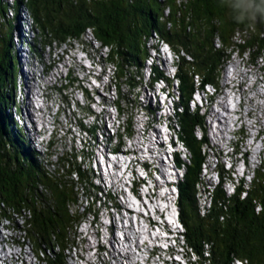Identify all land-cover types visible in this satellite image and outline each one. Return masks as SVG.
<instances>
[{"label": "trees", "instance_id": "obj_1", "mask_svg": "<svg viewBox=\"0 0 264 264\" xmlns=\"http://www.w3.org/2000/svg\"><path fill=\"white\" fill-rule=\"evenodd\" d=\"M11 2L9 5L0 0V224L7 220L13 225L18 216L23 219L21 230L32 239L40 255L49 249L64 252L90 206L94 207L89 202L93 188L96 195L90 178L76 163L77 156L66 152L55 168L49 161L43 165L12 120L11 112L7 114L13 106L18 70L12 33L18 28L14 29V24L20 9H25L40 35L37 38L48 37L47 44L53 40L58 44L82 42L83 37L91 35L101 47L109 48L108 60L117 73H128L122 75L125 83L136 85V77L141 78L150 41H162L170 47L176 60L178 99L184 108L177 114V135L187 154L185 160L177 158V163L185 172L179 186L185 244L200 264H231L236 259L264 264V155L259 164L249 165L250 181L239 179L230 195L223 184L234 178L222 166L218 168L219 185L209 192V206L200 215L195 195L199 184L203 185L200 172L206 162L205 120L198 111L189 112L196 90L206 85L218 88L225 65L235 54L241 59L246 55L250 65L264 57V15L252 18L250 0ZM9 11L12 18L7 16ZM32 48L38 55L35 45H30ZM154 74L156 78L162 76L158 70ZM6 84L12 86L9 91H4ZM130 129L128 134L132 135ZM199 130L203 139L198 138ZM77 184L84 195L77 191ZM84 203L89 205L81 212ZM45 259L40 258L45 264L64 263L48 256Z\"/></svg>", "mask_w": 264, "mask_h": 264}, {"label": "rangeland", "instance_id": "obj_2", "mask_svg": "<svg viewBox=\"0 0 264 264\" xmlns=\"http://www.w3.org/2000/svg\"><path fill=\"white\" fill-rule=\"evenodd\" d=\"M4 1H7L9 5L12 4V0ZM23 11L27 12L25 9ZM7 16L12 18L13 15L9 11L7 12ZM22 17L25 18L24 16ZM26 20L29 22V24H31V20L27 18V15ZM19 24V22H15V28ZM28 27L32 28L28 35L29 39L30 41L35 39L33 45H35L36 50H39L37 59L38 62L41 61L42 63H34L33 66L28 68V66H25L27 64V59L18 66L17 77H20L19 74L22 72V70L25 72L29 71L30 74L35 71L37 74V77L35 76L36 79L38 77L41 79V76H43V80L39 85L40 89L45 90L47 88L45 93H47V95L49 94L46 97L39 98L36 95L37 86L34 84L35 87L32 88L31 94L29 93L28 97L26 96L27 102L29 103V112H31L32 115L33 112L35 115L39 114L36 111L37 109L33 108L32 105L34 104L36 107L40 106L44 110L43 113L41 112L42 118L37 121L40 123L43 132L42 134H37V141L38 139L43 141L44 146H46L47 143L49 145V141H52V144L49 147L42 148V152L44 151L45 153H48V156L45 157L46 160H44L45 162L43 165H46V161H49L55 168L56 165L54 164L59 162V158L66 156V152L77 156L78 158L76 163L85 170V174L88 178H90L91 184L95 187V189L97 186L96 184H98L100 182L99 179H101L103 192L100 195V193H98L96 190L95 195L93 194L95 192L94 188L90 192L92 193L91 197H97L98 201L96 204H94V207L90 206V212H88L83 220V223L76 229L75 233L69 239L71 246L67 248L75 246L74 248L70 249L71 258L68 257L67 250L61 252L55 249H49L40 255V251L35 248L34 242L31 238L26 236L27 239H24L23 242L21 238L14 237V235L13 238H17L19 240L18 242L21 244V247H15V252L19 255L18 252L20 251L21 255L19 256L20 258L18 262L14 261V263H12L13 261H11V257L14 255V251L11 250L13 248L10 249V247H7V256L11 264H24V260L25 264H45L40 260V258L45 259V255H48L51 260L54 258H57L56 261L62 259L64 261L63 264H89L87 263L88 259H90L91 262L95 264H104V260H109L110 264H114L115 261L110 260L111 256L109 255V252L114 253V255H118L116 252L118 245H116V242L113 243V241H111V247H107L110 241L107 238H110L112 233L116 238H118V235L120 234V222L118 218H122L124 224L127 225L129 221V214L127 212H117L114 208L109 207V205L112 203L107 198V195H109L108 191L110 189L111 183L117 180L116 175H121L124 172L122 171L119 173L120 171H114V164L119 165L121 162H123L122 159L126 158L128 162L126 169H129L128 167L130 165L131 156L128 155L127 151L125 150H129L131 148L132 150L139 149L141 150V153L144 151L143 157H141L140 160H144L145 156L147 157L146 159H148L146 160L147 168L145 170L151 176L146 179L149 185L154 186V182H159L160 184L163 180L173 181L174 176H169L168 172L177 174L179 179L176 185L177 196H174L175 198L169 195V188L158 191L160 193L159 198H163L162 204H166L172 208L173 204L175 203L173 210L176 212V214L178 213V205L176 201H180L179 198L181 197V192L179 190V186L182 187L180 184L183 183L185 172L182 168H179L178 171L166 169L162 171L163 175H160V172H157L154 168V165L149 158V154L147 153L148 148L150 149L152 145L149 141L146 142V138L149 135L151 140H154L157 143H161L165 146L167 150H159L158 154L159 160H161L163 163H165L167 159L169 160L171 158V155H167V152L171 147L170 145L175 144V147H178L176 143V131L178 130L177 114H180L182 111H184V108L178 99L179 95L176 88L177 85L176 83H170L169 86H166L165 84L160 83L153 85L152 88H149L147 80L150 69L148 64H151L157 55L160 56L161 62L169 63L168 61L170 59V53L167 46H164L166 43L162 41L156 42V40H153L152 42L150 41L151 43L147 44V48L150 46V44H154L156 50L148 51L149 58L144 61V64L140 70L142 76L140 79L138 76L136 77L137 83L135 85V83L132 82L125 83L124 77L122 75H128V73H117L115 65L112 64L113 62L111 63V60H108V58L111 56V52L109 53L110 49L101 47L92 39L91 35H86L83 37L82 42L58 44L53 40L51 44H47L46 40L49 39L48 37L44 38L45 40L37 38V36H40L38 31L35 30L33 26ZM16 32H14V34ZM12 39V42L15 44L14 38ZM18 46L20 49H26L24 45ZM14 50L15 48L13 49V53ZM27 54L28 56L31 55L28 51ZM15 57L17 58L16 52ZM74 61H77L79 64L78 67L75 66ZM247 61L249 60H247L246 55L243 59H239L234 55L228 70L223 75V78L226 77L227 86L229 83L234 81V88L236 90L234 91L238 96V105L236 108L240 110V113L231 117L233 120H236V118L239 119L237 120L236 124L234 123L235 125L233 127L235 138H233L232 135L229 137L227 132H219V130H232L229 125L231 123L224 127L222 123L220 124V121L219 124H217L212 115L209 113L205 114L206 123L203 132L206 134L208 133L206 137L209 138L210 142L208 145L203 147L206 152L207 161L201 167L200 172V179L202 180L203 185L201 186V184H199V187L197 188V194L195 195V200L196 203H198L199 210L204 209L203 206H208V202L206 205H203L205 204L207 189L211 190L217 183L214 170H217L222 166L226 172L228 168H231L233 171H235V175L238 179V177L249 168L247 162H249V165L254 166L257 164V162H259L260 157L264 155V57H261V60H257L256 63L253 64L254 66L250 65ZM175 62L176 61H174V64L176 65ZM70 64H72V66L75 68L74 70H69ZM51 77H54L52 84L50 82L47 83L48 79ZM29 78H31V76ZM11 88V85H4V91H9ZM160 88H163V91H159ZM19 89L20 85L17 79V84L15 85L14 90H12V96L14 94V106L20 110V108H22L21 98H23V96L20 95ZM206 89L209 88L207 87ZM168 92H172L174 95L171 93L167 94ZM227 93L228 89L224 90L223 94L217 95L218 97L215 99V102L211 104V107L219 114V116H222L224 111L221 109V106L218 105V102L223 100V104L225 105V98H227L225 94ZM207 96L204 97L202 102H199L203 107V109L199 111V115L201 116L207 110L205 106L207 103V100H205ZM114 105H118L119 108L115 109ZM239 105H241L243 109H240ZM47 106H49V111L46 109ZM156 106L159 110H162L154 114L152 113V116H147L145 114V109L149 108L151 110ZM58 108L60 111L57 114ZM45 111L47 113H45ZM10 112H14L13 106H11L10 110L7 111V114H10ZM189 112L194 113L192 104L189 106ZM30 116L31 115H29V118ZM106 116L113 120H116L115 117H117L118 124L121 125L117 131L116 140L114 137H111V135H113L112 131L116 128L117 122L113 121L111 124L113 127L109 128V124H106V122H101V119L105 118ZM167 117L169 118L168 123ZM11 118L14 120V122L18 120L15 115L11 116ZM159 118L161 120H159ZM33 119H36L34 115ZM78 120L84 128L75 127ZM17 123L20 124L21 120H18ZM26 124L28 132L31 136L32 130L29 129L30 123ZM173 125L175 126L173 127ZM35 126L37 132L39 126L36 124ZM130 126L132 138L128 136V128ZM15 127L13 126V128ZM96 127L98 128L97 130H95ZM17 128L19 129V127ZM148 128L151 129V132L149 131V134L145 136V131L148 130ZM101 130L103 133L107 132L109 140L107 143L105 142L106 144L104 143L105 147L94 149L92 147L94 142L93 139L95 138L97 139V142H99V138H101V136L104 138V136L101 135ZM157 130H159V133L156 137L152 134V131ZM174 130L176 131L173 132ZM197 135L198 138L201 137L198 131ZM39 136L41 137L39 138ZM224 136L225 138H223ZM239 136H245L242 143L238 142ZM220 137H222L224 140H220ZM25 139L27 141V136H25ZM118 141L119 143H117ZM30 143H33V140H31ZM134 143L135 145H133ZM175 147H172V149L175 150ZM112 148H114V150H112ZM178 150L179 157L183 156L184 149L181 148ZM237 150L239 152H237ZM113 151L116 153H113ZM153 151L154 153L151 154L155 155L157 154L158 150L155 148ZM140 173L142 177L145 176L143 172ZM251 175L252 174L249 171L248 177ZM73 178L76 183L77 177L74 176ZM121 179H123L124 182V178ZM249 181L250 180L248 179L247 183ZM207 182L210 183L209 188L207 187ZM224 182L228 183L225 185V189H227L228 192L230 183L228 180ZM126 183L127 187H129L128 183H132V181L126 179ZM234 183L236 184L237 182ZM76 186L77 191L81 193V195H84L85 192L80 187V185L77 184ZM120 188L121 187H119V189ZM125 190H127V188ZM111 193L114 194V191ZM115 198L118 205H125L126 208L130 207V199L127 197L126 192L124 195H115ZM154 198L157 199L158 196L155 195ZM89 202L92 204L91 200H89ZM88 205L89 204L84 203L80 211L84 212L83 207L87 208ZM141 205L144 206L143 202H141ZM145 208L146 206H144L143 209L145 210ZM202 212L203 211H198L199 214H202ZM164 213L168 221H170L168 216L169 213L167 211H164ZM20 221L21 220L19 219V223H22ZM109 221H114L115 224L111 229L107 225ZM90 222H92L91 225ZM101 224L104 225L103 227L105 229L101 227ZM132 228L135 230L136 224L131 221L130 231H132ZM0 231L2 232L0 235L5 237L6 232L1 228ZM82 231L84 234L80 236V232ZM97 231H100L101 233L97 234ZM7 233L9 234V232ZM14 234L18 235L16 232H14ZM98 236L101 242H103V244L105 243L103 247H107L106 250L99 249L97 247L96 240H98ZM82 237L83 239L85 238L87 243L81 242ZM183 243L185 244V241ZM176 249L178 252L177 256L164 257L168 263L189 264L190 262L194 264L197 256L191 257L189 251L183 248V246ZM16 254L15 258L18 256ZM34 254L39 255L40 258H37V256ZM78 254H81L85 258V261L78 258ZM97 255L99 256L97 257ZM119 264L121 263L119 262Z\"/></svg>", "mask_w": 264, "mask_h": 264}, {"label": "bare ground", "instance_id": "obj_3", "mask_svg": "<svg viewBox=\"0 0 264 264\" xmlns=\"http://www.w3.org/2000/svg\"><path fill=\"white\" fill-rule=\"evenodd\" d=\"M179 3V2H178ZM162 14V13H161ZM21 19V23L18 25V28H17V30H15V31H13V37L12 38H14V40H15V38H19V37H22V36H24L25 35V32H24V21H23V17L20 15V13L18 14V16H17V19ZM223 18V17H222ZM261 22V21H260ZM261 29V28H260ZM17 31V32H16ZM14 32H16L15 34H14ZM13 40V39H12ZM20 40V39H19ZM22 43V42H21ZM217 44V43H216ZM19 45V44H18ZM15 46V44H14V42H13V46H14V48H15V50H14V52H16L17 53V58H16V61H17V65L19 66L20 65V63H22V62H24V61H26L27 59L29 60H32L33 58H35V56L33 55V53H32V55L33 56H28V54H27V51L24 49H20L19 48V46ZM13 48V49H14ZM23 48H25V47H23ZM168 48L170 49V47L168 46ZM240 50V49H239ZM240 52V51H239ZM30 53H31V51H30ZM27 60V61H28ZM78 61V60H77ZM77 61H74V64H75V66H79V64L77 63ZM158 61H160V62H158ZM161 63V58H160V56L159 55H157L156 56V58H155V61H154V66H156V65H158V64H160ZM51 66V65H50ZM81 66V65H80ZM70 68H69V70L71 71L72 69L74 70L75 68L72 66V64H70V66H69ZM159 67H162V65H159ZM40 72V71H39ZM41 72H44V71H41ZM20 77H21V84H20V89H19V92H20V95L21 96H23V98H21V102H22V108H21V116H22V118H24V120H30V118H29V115H31V113L29 112V103L27 102V97L26 96H28V94H29V92H30V88H33L34 87V85H33V79H32V76L29 74V73H27V72H25V71H23L22 70V72H20ZM51 75V74H50ZM31 76V78H29ZM34 76H36V75H34ZM243 76V75H242ZM54 77H55V74H54ZM54 77H51L50 79H48V81H47V83L48 82H50L51 84H52V81H53V79H54ZM208 77V76H207ZM214 78V77H213ZM30 79V80H29ZM212 79V78H211ZM224 80V81H223ZM227 80H226V77L225 78H223L222 79V82H221V87H220V90L216 93V94H213V95H211L209 98L208 97H206V99L205 100H207V103L205 104V106H206V111H205V113H209L210 115H212L213 117H214V119H215V121L216 122H219L220 121V124L222 123L223 125H224V127L225 126H227L229 123H231L232 122V120L233 119H231L230 117H226V118H222L221 116H219V114L217 113V112H215L214 110H213V108L211 107V104L213 103V102H215V99L218 97L217 95H221V94H223V91H224V89H225V87L227 86V82H226ZM34 84L37 86V96L39 97V98H41V97H46V96H48L47 95V93H45V91H47V88L45 89V90H42V89H40V87H39V84L34 80ZM204 85V84H203ZM226 95V94H225ZM63 97V96H62ZM226 97V96H225ZM223 99H224V97H222ZM26 102H27V104H26ZM64 102V101H63ZM221 102V103H220ZM220 102H218V105L219 106H221L222 108H223V106H224V104H223V100H221ZM147 103V102H146ZM25 105H26V107H25ZM179 105V104H178ZM240 106V109H243V107H241V105H239ZM179 107V106H178ZM155 108H157V106L155 107ZM46 109L47 110H49V106H47L46 107ZM40 112H41V109L39 110ZM180 111V110H179ZM249 111V110H248ZM151 112H153V111H151ZM178 113V112H177ZM240 113V110H238V114ZM209 115V116H210ZM31 117V116H30ZM158 120V119H157ZM160 120V119H159ZM239 120V119H238ZM221 121H223V122H221ZM146 123V122H145ZM131 125V124H130ZM97 126V125H96ZM205 126V125H204ZM29 127V126H28ZM208 127V126H207ZM29 129H31L32 130V126L30 125V127H29ZM98 128L96 127L95 128V130H97ZM179 129V128H178ZM149 131L151 132V129H149L148 128V130H146L145 132V136H147V134H149ZM41 132H42V130H41ZM158 133H159V130H157V131H152V134L154 135V136H158ZM205 133V132H204ZM101 135H103L104 137H105V135H104V133H103V131L101 130ZM205 135L207 136L208 135V133L206 134L205 133ZM96 137V136H95ZM155 137V138H156ZM146 138V137H145ZM206 138H208V137H206ZM223 138H225V137H223ZM222 137H220L219 139L220 140H224ZM147 140H146V142L147 141H149L150 142V144L152 145L151 147H150V149L148 148V153L150 154V156H151V153H154V151H153V149H157L158 151L159 150H162L163 148H164V150L166 149L165 148V146H163L161 143H157L156 141H154V140H151L150 139V137H149V135L147 136V138H146ZM158 139V138H157ZM203 139V138H202ZM209 139V138H208ZM94 140V142H93V148L94 149H97V148H99V147H105V145H104V141H100V140H102V136H101V138H99V142H97V139H93ZM145 142V141H144ZM150 144H148V145H150ZM96 146H97V148H96ZM155 148H154V147ZM135 153H141V150H137ZM159 152H157V154L156 155H153L152 156V158L150 159L151 161H152V164L153 165H155V168H156V170L157 171H162V168L164 167V164H162L161 163V161L159 160ZM121 163H123V162H121ZM126 163H123L122 165H125ZM100 167V166H99ZM259 168V167H258ZM5 170V169H4ZM116 170H118V167L116 166V165H114V171H116ZM119 170H121L120 168H119ZM248 170H249V168L246 170V177H245V181H247L248 179H249V177H248ZM121 173V172H120ZM100 174V173H99ZM95 178V177H94ZM99 179V178H98ZM100 180V182L98 183V186H99V188H101L102 187V183H101V179H99ZM175 182H176V180H175ZM259 182V181H258ZM105 184V183H104ZM122 184V179H118L117 181H116V183L115 182H113L112 183V186L113 187H119L120 185ZM106 185V184H105ZM101 195V194H100ZM157 200V199H156ZM161 200H163V198L161 199ZM172 202H174V201H172ZM151 203H153V201H151ZM175 204V203H174ZM198 204V203H197ZM197 206V205H196ZM167 208H171V207H167ZM165 210H167V209H165ZM159 212H164L162 209H160L159 208ZM27 214V213H26ZM2 217V216H1ZM4 217V216H3ZM2 217V218H3ZM18 217V216H17ZM16 217V220H18L19 221V219L20 218H17ZM21 217V216H20ZM5 220V219H4ZM21 221L20 222H22V223H19V227H22L21 225L23 224V219H20ZM102 222V221H101ZM5 223H7V220H5V221H3L2 222V224L1 225H3V226H5ZM25 224H26V222H25ZM106 225V224H105ZM104 225H102L101 224V227L102 228H104L103 227ZM113 226V221H111L110 222V227H112ZM105 229V228H104ZM89 231V230H88ZM99 233H101L100 231H97V234H99ZM84 234V232L82 231V232H80V236H82ZM97 236V235H96ZM12 240L14 241V238H13V235H7V236H5V241H9V242H12ZM111 240H113V237H110V241H109V244H108V246L107 247H111L110 246V242H111ZM81 242L82 243H87V241H85V238L83 239V237H82V239H81ZM96 244H97V247L99 248V249H104V250H106L107 249V247L105 248V247H103L104 246V244H103V242H101V240H100V238H99V236H98V240H96ZM102 247V248H101ZM31 252V251H30ZM190 254H191V257L192 256H196V255H194L192 252H189ZM109 254L110 255H112V256H114V253H112V252H109ZM99 255H97V257H98ZM78 257L80 258V259H82V260H84L85 261V258L80 254H78ZM187 257V256H186ZM260 259V258H259ZM262 261V260H261ZM187 262V261H186ZM195 262H198V259H196V261ZM87 263H89V264H95V263H93V262H91V260L90 259H88V261H87ZM104 264H110L109 263V260L107 261V260H104V262H103ZM24 264H25V260H24ZM70 264H74V263H70ZM114 264H119V258L117 257L116 258V262L114 263ZM200 264V263H199ZM248 264V263H247Z\"/></svg>", "mask_w": 264, "mask_h": 264}, {"label": "clouds", "instance_id": "obj_4", "mask_svg": "<svg viewBox=\"0 0 264 264\" xmlns=\"http://www.w3.org/2000/svg\"><path fill=\"white\" fill-rule=\"evenodd\" d=\"M249 7L252 18H255L256 15H264V0H250Z\"/></svg>", "mask_w": 264, "mask_h": 264}, {"label": "built area", "instance_id": "obj_5", "mask_svg": "<svg viewBox=\"0 0 264 264\" xmlns=\"http://www.w3.org/2000/svg\"><path fill=\"white\" fill-rule=\"evenodd\" d=\"M261 157H260V159H261ZM260 159H259V162H260ZM259 162H257V164H259ZM14 220H15V223L13 225H11L10 221H7V223H5L4 227L7 229V231H5L6 236L7 235H14V237L20 238V236L22 235V232H21L20 227H19V221L16 220V217H14ZM7 232H9V234ZM14 232H16L19 236L14 234ZM4 239H5V237H4ZM15 239H17V238H14V240Z\"/></svg>", "mask_w": 264, "mask_h": 264}]
</instances>
